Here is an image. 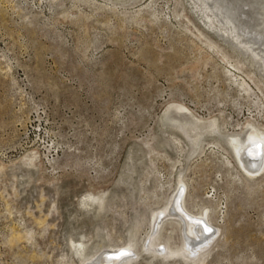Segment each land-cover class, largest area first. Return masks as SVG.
Instances as JSON below:
<instances>
[{
    "label": "rangeland",
    "instance_id": "rangeland-1",
    "mask_svg": "<svg viewBox=\"0 0 264 264\" xmlns=\"http://www.w3.org/2000/svg\"><path fill=\"white\" fill-rule=\"evenodd\" d=\"M262 2L0 0V264H264V164L224 138L264 130Z\"/></svg>",
    "mask_w": 264,
    "mask_h": 264
},
{
    "label": "bare ground",
    "instance_id": "bare-ground-1",
    "mask_svg": "<svg viewBox=\"0 0 264 264\" xmlns=\"http://www.w3.org/2000/svg\"><path fill=\"white\" fill-rule=\"evenodd\" d=\"M202 3L204 5L205 10L209 11L210 7L205 3V1ZM263 3L264 2H262L261 8H264ZM256 27L258 29L260 28L261 33L257 34L253 31L252 33H246V34H247V36H249V39H250V41L249 40L248 41L251 42L253 45H257L258 47L254 48L249 44L247 45V43H245V45L248 47V50L250 52L249 55H252L251 57L254 60H256L255 62L257 63V67L264 74V13H262V16H261V22ZM236 36H238V35H236ZM245 45H244V47H246ZM230 64L233 67L238 68L237 66L233 65L232 63H230ZM233 76L236 78L235 81L237 82L239 87H242V89L246 93L250 94V92H251L254 94V92L251 91L252 88L249 86L248 82H246L245 80L238 81L237 80L238 77L236 76L235 73L233 74ZM174 108L178 112H181L186 118H190V115H189L187 108H185L181 105H175ZM181 120H182V118H181ZM193 122L194 123H200L201 121H197L194 119ZM186 123H187V121H186ZM212 123L213 124H209L208 127L210 128V131L215 132V129L218 128V125L216 124L215 120H213ZM178 126H180V124H178ZM196 126H198V125H196ZM199 126H202V125H199ZM201 128H203V127H201ZM196 134H201L200 130L197 131ZM224 138L230 144L231 148L234 150L235 158L237 159L236 161H237L238 165L240 166V168L242 169V171L245 173V175L249 179L254 178L255 175H257V173H259V171L262 169L263 164H264V160H263L264 148L261 149L262 147H264V130L262 131L258 126L252 127V128L250 127L241 136H234V135L228 136L227 135V136H224ZM197 141H198V139H197ZM261 145H262V147H261ZM226 163H227L226 164L227 166H230L232 164V161L229 159H226ZM182 190H184L183 186L179 185V188L177 189V191H175V193L172 197V200H171V208H170L171 213L170 214L174 215L180 222V226H181V228L184 232V236L186 238V239H184L185 240L184 246L187 247L186 248L187 250L189 248V250L191 249L194 252L195 251L194 249L198 247V244L200 243L201 239L204 240L206 238L208 240L207 237H208L209 230L207 229L208 226L206 225L207 226L206 227L204 225L206 223L202 224V222H204V221L199 223L200 226L199 225L197 226L196 221H198L199 218L194 217L193 215L189 214L187 211H185L183 209L182 203H181L182 197H180ZM178 201L180 202L179 206H178ZM178 208H180L183 211V213L179 212ZM204 214L205 213L203 211L202 217L204 216ZM202 220H204V219H202ZM200 227L202 229L203 228L207 229L208 232L206 231L207 233L205 232L204 235H202V238H200V239H198V241H196L197 239H195L196 238L195 234H197V233H195V231H197L199 234L200 233L199 232ZM203 231H202V233H203ZM196 236H198V235H196ZM193 237H195V238L192 240ZM78 244H80V243H78ZM80 246H82V245H80ZM80 246H78V247H80ZM80 248H76V249H77V252L79 253V255L81 257L80 258L81 261L85 264H110V263L111 264H125V263H129V261H131L130 260L131 256H129L130 252H128V250H131L129 247L124 246V247H118L114 250H108V251L105 250V252H103L100 255V257H99L100 261L98 263H97L98 259H92L90 262H86L87 255L83 254V252H82V250H80ZM156 251H159V249L157 248ZM108 252H112V254H109V256H110L109 259H105L104 254H106ZM195 254H196V252H195Z\"/></svg>",
    "mask_w": 264,
    "mask_h": 264
}]
</instances>
